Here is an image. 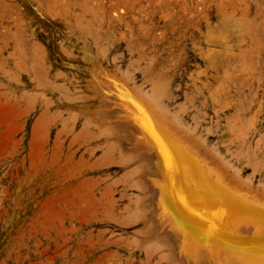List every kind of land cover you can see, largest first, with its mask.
I'll return each mask as SVG.
<instances>
[{
  "label": "rangeland",
  "instance_id": "obj_1",
  "mask_svg": "<svg viewBox=\"0 0 264 264\" xmlns=\"http://www.w3.org/2000/svg\"><path fill=\"white\" fill-rule=\"evenodd\" d=\"M122 80L197 121L222 158L212 172L226 168L264 204V0H0V264H192L150 218L148 160L127 166L130 151L98 121L117 106L103 86ZM191 175L239 205L200 198L206 223L222 211L235 226L264 222L230 181Z\"/></svg>",
  "mask_w": 264,
  "mask_h": 264
},
{
  "label": "bare ground",
  "instance_id": "obj_2",
  "mask_svg": "<svg viewBox=\"0 0 264 264\" xmlns=\"http://www.w3.org/2000/svg\"><path fill=\"white\" fill-rule=\"evenodd\" d=\"M112 77L113 75L111 76V79ZM114 78L115 77H113V80ZM115 80L117 81L118 79H115ZM112 82L110 83L111 85L104 84L105 86L103 87L105 88L103 89L105 90L110 89L112 92L111 94H113V96L110 94H106V92L104 93L102 92V94H105V97L103 98L104 100L103 99L102 100L105 101L107 98H109L110 100L114 98L113 100L114 102L116 101L115 105L117 104V106L114 107L113 105L114 108H104V109L98 110V112L101 115H106V117L104 116V118H102L103 116H100L101 117L99 118L100 120L98 119L97 120L100 123L108 122L109 125H112V127L111 126L110 127L112 128L111 130L113 131L114 135L117 137L115 139L117 143L113 142L114 139L112 140V142L116 143L115 144L116 146H119L120 143H124L125 144L124 147H126V149L130 151L129 152L131 153L130 156H128L127 159H124L126 161L127 166L130 165L131 162L138 159V155H139L138 153L143 154V156L146 157V160H148L149 162L148 166L150 165L151 168L146 167L145 169L149 170L150 168L149 171H152V172H148V174H146L145 172L147 171L145 170L144 173L142 172L143 174L141 175V177H144V180H146V183L149 185V188H152V187L154 188V189L152 188L153 196L150 195L151 193L150 194L148 193L149 188L147 187V185L144 183H141V181H143V180L140 181L141 177L135 181L133 186H136L139 189V191L142 189V188L140 189V187L142 186V185L140 186V184L145 185L143 186V188L145 187L148 188L146 189L148 190V192L146 190H144V192H146V194L148 193L151 197H154L151 199V201L155 202L156 204L155 206H157L156 207L157 211H155L156 209H153L154 210V212H152L153 216H150V218L152 217V221H153V219L157 217V221L158 220L162 221L164 228L166 230L168 229L169 233L171 231L172 233H174L173 235L176 234L174 237L176 239L174 240H171L172 239L171 237L170 239L171 241L170 240L168 241L165 238V236H164V239H166L168 243L172 242L170 245H172L173 247L177 246L176 243H178L179 251L181 250L182 253L184 252V256L185 254L192 256L190 259L192 264H193L192 259L196 257L197 255H200L201 257H204L206 255L204 258L206 257L213 258L211 259L212 263L214 262V259H217V261L219 262L221 261V263H222V260L223 261L226 260V261L235 262L234 264H264V222L262 221L263 222L262 223L261 220H259L261 223L260 222H258L260 224L256 223L257 224L256 226L255 222H252V225L248 223V220H250V223H251L252 221L251 219H248V220L244 219L246 220L245 221L246 224L248 223L249 225H251L247 227V225L244 224L245 222L241 219V223L243 221L244 223H242V225L244 224L243 226L245 227H243L242 225H241L242 227L235 226L232 223L231 219L228 216H226L225 212L222 211L220 213L218 209L222 206L223 208L227 210H230L231 208L235 210V207H239V205L234 203L236 204V206H234L233 201L226 203L224 200L225 198L223 199V197L219 196V194L217 195L212 194V192L213 193L215 192L226 193L225 186H223L224 184L221 185L220 182L216 179L213 180L215 183L208 182V177L209 176H213L212 178L222 177V178H219L221 182L225 180L230 181L229 184H231V186L232 185L235 186L233 187V189H237L240 193L245 195L244 197H247L249 199V202L252 200L251 204L253 202V205H255L254 207H256L257 209L258 207H260L261 208L259 209L260 211L264 210V204H262L258 199H256V197H253L250 194L249 195L246 194V192H248L247 191L248 187L244 188L245 186L243 187V186L238 185L237 184L238 179L232 178L231 180H229L230 178L228 179V176L226 175V172H225L226 168L225 169L222 168L224 171L223 170L217 171L216 170L217 167L214 165L216 171L212 172L213 170L211 169H214V168H212L213 165H211L212 167H208L209 160L212 161V162L210 161V163H213V160L220 163L222 161L221 160L222 158L220 157L218 153H215L214 150L209 152L208 151L209 148L205 146L204 141L201 139L199 135H197V132H196V122L197 121H195V124L192 126L191 124L185 125L184 124L185 122L183 123V118L181 116L177 114H170L169 111L164 110V108L160 107L161 108L160 109L159 108L160 105L159 106L158 104L156 105L158 101L154 100L153 99L154 97L152 98L149 95H147L146 92L141 91L140 93L144 95L142 96L139 93V91L137 92L136 90H134L132 87L129 86V84L126 81H123V80H122V83L120 81L121 89L117 88L115 84L112 85ZM106 101H109V100H106ZM103 103L105 104V102ZM110 103L111 102L107 104L109 105ZM95 121L96 120H94V122ZM104 128H107V127H104ZM108 129H109V126H108ZM103 133H104V130H103ZM210 170L211 172H209ZM191 173L192 174L194 173L195 178L198 177V180H199V177L201 176L203 178V184L208 182L207 185L205 187L202 186V184L199 183V181H196L197 178L196 179L193 178L194 176H192ZM210 173H212V175ZM228 175H230L229 177H231L232 174L229 173ZM110 183L113 184V182H110ZM131 185L132 184H126L124 182L122 184L123 191H126L127 190L126 187L128 186L131 187ZM261 186L263 189L264 186L263 185ZM104 191L106 190L104 189ZM249 191L251 190L249 189ZM253 191H251V193H254ZM200 198L202 199L204 198L203 200H213L212 202L215 201L214 203H216L217 205L221 204L219 205V208L216 209V211L219 212V215H220V216L219 215L217 216L219 217L218 219H215L213 222L209 224L206 223L202 219V216L199 214L200 213L203 214L202 208L204 207L202 205V201ZM248 199L245 200L244 198L245 201H247ZM226 200L228 199L226 198ZM262 200H264V197ZM150 203H147V204H150ZM214 203L212 204L214 205ZM237 203H240V202H237ZM150 206H151L150 209H152V205H149V207ZM160 210L162 211L160 212ZM210 210L212 211V209ZM204 211H206V209H204ZM109 212H111V210ZM213 213L215 214V211H213ZM231 213H234V212H231ZM155 222L156 221H154V225H155ZM239 223L240 222L238 220V224ZM155 226L158 228L157 225ZM159 227L161 228V225ZM164 228H161V231L162 229L165 230ZM157 231H160V230L157 229ZM165 231H162V232H165ZM168 231H166L165 235L167 234ZM172 233L169 236H171ZM162 234L164 235V233ZM175 250L177 249L175 248ZM182 253L180 252V254ZM180 254H178L179 257H180ZM182 258L186 259L185 257H182ZM203 260L205 259H202V261ZM185 261L188 262V260H185ZM209 261L207 262L206 260L203 263L201 262V264H205V263L208 264L210 263ZM195 262L198 263L199 259L198 261L195 260Z\"/></svg>",
  "mask_w": 264,
  "mask_h": 264
}]
</instances>
